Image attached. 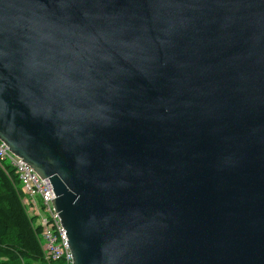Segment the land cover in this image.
<instances>
[{"label":"water","instance_id":"water-1","mask_svg":"<svg viewBox=\"0 0 264 264\" xmlns=\"http://www.w3.org/2000/svg\"><path fill=\"white\" fill-rule=\"evenodd\" d=\"M0 142L72 264H264V0H0Z\"/></svg>","mask_w":264,"mask_h":264},{"label":"trees","instance_id":"trees-1","mask_svg":"<svg viewBox=\"0 0 264 264\" xmlns=\"http://www.w3.org/2000/svg\"><path fill=\"white\" fill-rule=\"evenodd\" d=\"M0 166V264H64L44 258L41 230L23 203L15 171Z\"/></svg>","mask_w":264,"mask_h":264},{"label":"built area","instance_id":"built-area-1","mask_svg":"<svg viewBox=\"0 0 264 264\" xmlns=\"http://www.w3.org/2000/svg\"><path fill=\"white\" fill-rule=\"evenodd\" d=\"M13 155L0 142V166L6 165L15 171L21 190L25 195L23 203L30 217L34 218L41 230V244L44 258L48 262L72 264L66 232L61 226L52 201L55 199L47 179H41L32 168Z\"/></svg>","mask_w":264,"mask_h":264},{"label":"bare ground","instance_id":"bare-ground-1","mask_svg":"<svg viewBox=\"0 0 264 264\" xmlns=\"http://www.w3.org/2000/svg\"><path fill=\"white\" fill-rule=\"evenodd\" d=\"M13 154V153H12ZM14 155V154H13ZM17 157V156H16ZM26 164V163H25ZM30 167V166H29ZM31 168V167H30ZM55 209V208H54ZM59 219H60V217H59ZM61 221V220H60ZM62 226V225H61ZM65 231V230H64ZM66 232V231H65ZM67 237V236H66ZM67 240H68V238H67ZM70 249V248H69ZM71 252V251H70ZM72 255V254H71Z\"/></svg>","mask_w":264,"mask_h":264}]
</instances>
